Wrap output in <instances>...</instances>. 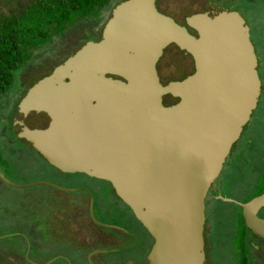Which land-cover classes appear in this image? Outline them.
Listing matches in <instances>:
<instances>
[{"label": "water", "instance_id": "1", "mask_svg": "<svg viewBox=\"0 0 264 264\" xmlns=\"http://www.w3.org/2000/svg\"><path fill=\"white\" fill-rule=\"evenodd\" d=\"M184 18L160 12L155 0H120L100 37L35 81L20 103L21 113L47 115L20 136L58 169L108 180L152 235L146 264H203L204 198L260 92L237 10L207 0ZM169 44L194 69L161 83L156 63ZM261 206L264 190L241 203L246 225L264 237Z\"/></svg>", "mask_w": 264, "mask_h": 264}, {"label": "flooded vegetation", "instance_id": "2", "mask_svg": "<svg viewBox=\"0 0 264 264\" xmlns=\"http://www.w3.org/2000/svg\"><path fill=\"white\" fill-rule=\"evenodd\" d=\"M203 7L197 11L202 10ZM156 8L178 23L185 24V18L183 22L178 21L176 17L159 9L157 5ZM100 35L101 30L99 36L91 35L88 39L96 40ZM253 46L260 80V92L255 107L257 108L264 104V57L258 53L254 44ZM193 69L194 64L192 70L183 76ZM157 73L160 82L165 83L158 69ZM183 76L172 79H180ZM164 98V103L177 100L176 97H169V101L165 102ZM38 112L44 116L41 124L43 125L47 115L43 111ZM26 113L21 115L24 117ZM245 124L239 137L232 143L218 175L210 184L204 198L203 264H215V256L219 258V263L221 259L225 264H260L257 256L264 249V237L254 233L246 225L241 203L264 190V160L253 176L255 170L251 166L250 156L249 158L247 156L249 146L239 143ZM45 158L49 163L47 169L53 173V176L33 180L27 186L11 183L0 172L4 176V178L0 176L2 181L19 188L37 187L36 195L44 199L45 206L40 211L18 213L16 221L19 225L8 227L0 235L5 238L16 235L17 239L12 242L18 249H22L23 262L25 264H146L153 237L135 217L130 207L116 194L112 184L106 179L84 172L62 171L52 165L47 157ZM251 178L254 179L251 194L242 198L229 194L228 189L232 183L238 184L241 180ZM219 202L232 203L235 209L230 216H226L227 221L226 217L224 218L226 227L218 239L214 214ZM256 214L264 219V206L258 208Z\"/></svg>", "mask_w": 264, "mask_h": 264}, {"label": "rangeland", "instance_id": "3", "mask_svg": "<svg viewBox=\"0 0 264 264\" xmlns=\"http://www.w3.org/2000/svg\"><path fill=\"white\" fill-rule=\"evenodd\" d=\"M17 1L0 0V7L5 11L12 10ZM119 0H109L97 17L78 21L64 29L54 40L40 45L33 56L18 72L14 87L0 98V172L11 183L27 186L33 180L53 176L47 168L49 163L39 154L29 142L20 136V129L39 126L44 121L42 113L29 110L24 117L20 113V103L29 86L45 76L68 54L91 35L99 36L101 27L111 8ZM207 0H156L159 9L173 15L178 21H184V16L201 9ZM237 10L247 21L250 38L259 54L264 57V0H214ZM193 61L189 54L184 53L175 44L167 45L157 62V69L163 81L179 78L191 71ZM165 102L169 97L164 98ZM21 122V124L19 123ZM248 139V141H247ZM245 140V141H244ZM244 141V142H243ZM242 145H248L247 156L251 166L256 170L264 160V104L252 111L249 121L245 124ZM253 180H241L232 183L228 191L231 196L242 198L253 192ZM37 187H23L10 185L0 178V235L8 227H17L18 213L27 214L34 210L40 211L45 205L43 198L38 197ZM35 194V196L33 195ZM41 196V195H40ZM43 196V195H42ZM44 197V196H43ZM235 206L232 203L219 202L215 211L214 226L218 230V239L225 229L224 218L230 216ZM228 217L225 218L227 221ZM14 237H0V264H25L22 249H18L12 241ZM258 261L264 264V249L258 254ZM214 257L215 264H225Z\"/></svg>", "mask_w": 264, "mask_h": 264}, {"label": "trees", "instance_id": "4", "mask_svg": "<svg viewBox=\"0 0 264 264\" xmlns=\"http://www.w3.org/2000/svg\"><path fill=\"white\" fill-rule=\"evenodd\" d=\"M108 2L20 0L10 11L0 7V98L14 87L18 72L41 44L54 40L78 21L97 17Z\"/></svg>", "mask_w": 264, "mask_h": 264}]
</instances>
